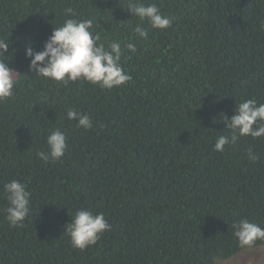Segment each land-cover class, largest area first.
<instances>
[{"label":"trees","instance_id":"1","mask_svg":"<svg viewBox=\"0 0 264 264\" xmlns=\"http://www.w3.org/2000/svg\"><path fill=\"white\" fill-rule=\"evenodd\" d=\"M142 2L155 3L171 26L141 22L129 0H0L6 62L19 72L14 96L0 101V264H227L264 249L258 241L241 250L231 228L242 218L264 227V137L215 149L230 135L224 114L243 100L264 103V0ZM68 7L93 20L105 47L121 43L131 80L104 89L31 73L26 47L43 50ZM138 23L147 39L134 32ZM69 109L93 127H79ZM55 129L67 149L45 162L37 153L48 151ZM12 180L32 193L22 227L6 219ZM80 209L111 225L83 251L66 231Z\"/></svg>","mask_w":264,"mask_h":264},{"label":"clouds","instance_id":"2","mask_svg":"<svg viewBox=\"0 0 264 264\" xmlns=\"http://www.w3.org/2000/svg\"><path fill=\"white\" fill-rule=\"evenodd\" d=\"M127 10L141 22L147 21L152 28L163 30L173 22L171 17L161 13L155 3L129 0ZM65 16L68 18L59 27H53L43 50L36 51L31 46L26 47L32 74L63 82L65 85L83 79L99 84L104 89H112L131 80L121 64L124 52L120 42L111 41L105 47L104 43L99 42V35L92 31L93 20L77 18L72 7L65 9ZM134 32L141 38H148V30L143 23L136 24ZM9 46L10 43L0 38V101L13 97L18 84L16 74L19 72L6 62L11 59V56L6 55ZM125 48L131 52L136 51V45L131 42ZM67 117L77 120L78 126L86 130L93 127L88 114L69 109ZM224 120L230 135L218 136L215 143L217 151H224L226 145H235L240 137L246 135L253 138L264 137V103H258L254 98L240 102L235 107V114L231 118L224 114ZM66 140V134L61 130L51 131L47 137L48 151L38 152L37 155L45 162L60 160L67 149ZM248 159H258L252 149H248ZM4 193L8 202L5 209L7 221L13 227H22L30 213L31 191L26 183L12 180L4 185ZM110 228L103 213L94 214L88 209L78 210L66 225L72 246L81 251L94 245ZM231 228L241 250L256 248L258 241L264 244V227L254 221L242 218L234 221ZM212 264H216V257L212 258Z\"/></svg>","mask_w":264,"mask_h":264},{"label":"rangeland","instance_id":"3","mask_svg":"<svg viewBox=\"0 0 264 264\" xmlns=\"http://www.w3.org/2000/svg\"><path fill=\"white\" fill-rule=\"evenodd\" d=\"M227 264H264V249H255L229 260Z\"/></svg>","mask_w":264,"mask_h":264}]
</instances>
